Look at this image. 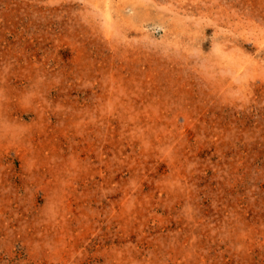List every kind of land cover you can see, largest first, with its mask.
<instances>
[{
  "label": "rangeland",
  "instance_id": "374dc122",
  "mask_svg": "<svg viewBox=\"0 0 264 264\" xmlns=\"http://www.w3.org/2000/svg\"><path fill=\"white\" fill-rule=\"evenodd\" d=\"M0 264H264V0H0Z\"/></svg>",
  "mask_w": 264,
  "mask_h": 264
},
{
  "label": "bare ground",
  "instance_id": "6f19581e",
  "mask_svg": "<svg viewBox=\"0 0 264 264\" xmlns=\"http://www.w3.org/2000/svg\"><path fill=\"white\" fill-rule=\"evenodd\" d=\"M106 5V4H105Z\"/></svg>",
  "mask_w": 264,
  "mask_h": 264
}]
</instances>
